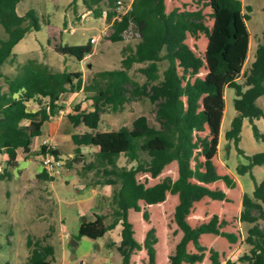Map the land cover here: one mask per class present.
<instances>
[{
  "label": "trees",
  "instance_id": "1",
  "mask_svg": "<svg viewBox=\"0 0 264 264\" xmlns=\"http://www.w3.org/2000/svg\"><path fill=\"white\" fill-rule=\"evenodd\" d=\"M78 1L73 0L71 5ZM104 1L115 6L116 0L86 3L89 8L96 5L93 12L100 17ZM21 2L0 0V27L5 34V38L0 37V161L3 158L6 163L0 180L12 178L10 169L18 166L19 152L26 156L49 153L61 158L60 152L49 146L33 152L34 140L42 136L45 123L64 110L60 103L66 95L91 94L88 100L93 102L92 110L78 105L66 113L74 127L83 125L89 129L72 137L73 162H82V147L95 148L93 160L83 164L82 174L93 172L96 179L90 186L113 187L114 191L111 212L81 223L77 241L84 237L103 238L118 230L119 241L109 246L115 247L122 264H157V231L154 227L145 230L144 223H150L148 208L165 203L171 195L177 197L172 222L180 240L169 255V264H264V181L255 182L252 195L242 198L238 221L250 225L246 234L228 230L230 222L210 212L212 204L230 202L222 189L212 185L222 181L231 190L237 188L230 175L218 173L215 164L227 88L236 92L234 107L238 114L225 138L249 161L239 165L237 173H250L254 178L253 168L264 165V152L248 157L239 148L245 119L249 120L254 137L264 141V134L255 124L264 118V110L257 105V100L264 98V33L254 62L244 69L250 46L247 22L252 8L244 7L241 0H195L199 7L194 10L169 11L167 0H133L107 39L123 42L134 24L138 42L125 50L120 68L95 72L85 79L81 72L55 71L38 59L17 62L14 47L28 33L41 30L36 10L18 14ZM115 14L109 11L107 21L111 22ZM202 38L207 40L203 54L196 48ZM53 48L57 54L78 62L93 53L90 42L77 46L56 43ZM8 62L16 69L14 75L3 72ZM240 78L243 84L238 82ZM145 98L154 106L155 125L141 115L132 128L111 131L106 126L108 111L124 110L129 103ZM31 101L39 104L37 112L28 110ZM122 158L125 165L119 164ZM173 166L176 177L163 178ZM38 178L55 180L46 173ZM201 212L208 220L192 224L190 217ZM206 235L219 237L223 243L208 248L203 244ZM50 238L48 233L42 237L28 235L29 255L24 264H53L56 252ZM242 243L248 253L238 262L232 261L230 254ZM141 253H145V258H139Z\"/></svg>",
  "mask_w": 264,
  "mask_h": 264
},
{
  "label": "rangeland",
  "instance_id": "2",
  "mask_svg": "<svg viewBox=\"0 0 264 264\" xmlns=\"http://www.w3.org/2000/svg\"><path fill=\"white\" fill-rule=\"evenodd\" d=\"M87 3L90 0H86ZM86 1L79 0L76 5H71L73 0H22L18 5V13L25 15L29 10L34 9L38 12L40 19L41 30L39 32L32 31L26 35L24 40L19 45H51L50 50L44 49L42 52L32 54L28 57L20 56V62L25 63L29 58L38 59L41 62L48 64L55 71L81 72L85 79L90 78L93 73L101 71H110L120 68L121 61L124 58L125 50L130 46H134L139 40V34L136 26L133 24L125 33V40L119 43H112L108 39H102L96 45H93V55L81 67L79 62L73 57H66L56 54L53 45L61 43L63 45L77 46L86 45L90 38L98 35L99 32L87 24L95 23L92 19L87 20V24L81 21L80 14L89 10L96 9V5H87ZM115 1V6L110 7L107 1L101 3L102 16L98 17L95 14L94 19L106 17L109 11H114L118 7ZM124 2V8H127V0ZM169 10L178 8L180 10H194L197 6L195 0H167ZM245 6L252 8L249 13L250 19L247 22L248 31L250 33V46L248 59L244 69H247L255 60L256 50L262 41L264 33V0H244ZM210 13L209 8L206 9ZM209 24H211V18ZM49 21L50 25H45L44 21ZM99 22V21H98ZM101 27L106 24L99 23ZM53 33V34H52ZM0 37L5 38L3 28L0 27ZM50 40V42H48ZM205 38L198 42L197 50L203 54L205 51ZM24 43V44H22ZM190 45L194 46V42L190 40ZM19 61V60H18ZM91 64V68L89 65ZM167 63L164 67H167ZM139 66H136V68ZM15 67L10 62L3 67V72L9 75L16 73ZM139 80L143 78L138 76ZM243 84V78L238 80ZM70 98V96L68 97ZM236 92L234 89L227 88L225 90V113L221 127L219 156L216 162L217 170L221 175L230 174L238 183L236 189H228L222 182L216 187L226 191L230 202L222 204H212L210 206L211 213H216L222 218L230 222L228 230L238 231L246 234L250 225L239 223L238 218L242 210V198L245 194L252 195L255 188V182L261 183L264 181V165L256 166L250 173L239 175L237 167L239 165H247L249 161L243 155L238 154L235 144L225 138L226 132L231 128L233 119L237 116V111L234 107ZM80 105L83 108L90 109L91 102L85 99V94L77 96L70 106L68 111L75 106ZM257 105L264 110V98L257 100ZM154 106L148 99H143L138 102H131L126 105L124 110L118 112L108 111L109 121L106 126L111 131H118L123 127L132 128L133 122L141 115L148 117L151 125H155V117L153 114ZM67 112V111H66ZM260 133L264 134V118L255 121ZM58 147L63 155L62 159L67 161L74 153L75 146L70 140H63L58 143ZM239 148L242 149L246 156L250 157L254 154L264 152V141L257 140L254 137L252 126L249 120L245 119L241 132V141ZM95 153L89 152L88 155L94 156ZM26 161L23 156H19V163L22 165ZM120 165H125V159H120ZM36 167L35 163H31ZM74 175L80 176L81 172L76 168H68ZM83 171V170H82ZM12 173L11 179L0 180V264H24L29 255L27 249V236L33 235L42 237L44 234H51L50 243L56 248V261L53 264H122V258L115 247H110L111 242L119 241V231L110 232L103 238L86 239L82 244L77 241L79 228L83 222V218L93 220V215L84 212L80 194L87 198L91 194V188H84L80 191L74 185L67 186L64 184V178L59 176L54 181L58 200L56 205L50 200L39 199V187L31 186V189L23 194L21 184L24 179L19 178L16 168L10 169ZM174 168L170 167L163 176H172ZM84 183H91L96 178L94 173L82 174ZM156 181H152L155 183ZM97 188V187H93ZM99 213L106 215L111 212L110 200L113 195V187H100ZM10 192V194H9ZM177 203V197L169 195L166 202L160 205L151 206L148 208L150 213V223H144V229L154 227L157 231L159 242L157 245V264H169V255L173 252L176 244L180 240V234L176 232V227L173 224V212ZM191 223L197 225L208 220L204 213L192 216ZM108 222V220H107ZM53 227V232L50 231ZM67 235L70 237L65 242V250L69 255L65 258L62 254V247L56 242L57 235ZM71 239L78 242L79 246L73 247ZM218 243H223V240L208 236L204 238L203 244L212 248ZM248 253V247L243 243L240 244L231 254L230 259L238 262L244 254ZM85 254V256H83ZM87 254V255H86ZM76 256V258H75ZM140 259L145 258V253L140 254ZM140 264V263H138ZM244 264V263H238Z\"/></svg>",
  "mask_w": 264,
  "mask_h": 264
},
{
  "label": "crops",
  "instance_id": "3",
  "mask_svg": "<svg viewBox=\"0 0 264 264\" xmlns=\"http://www.w3.org/2000/svg\"><path fill=\"white\" fill-rule=\"evenodd\" d=\"M126 2L129 4V3H132V0H127ZM241 2L243 3V6L245 7L244 0H241ZM167 6H168V2H167ZM17 9H18V7H17ZM173 9H171V10H173ZM168 10H169V7H168ZM171 10H169V11H171ZM83 14L84 13H81L79 17H81V15H83ZM106 18H107V16H106ZM99 19H100L99 22L96 21L95 23H89V24H87V21H85L84 24L89 25L91 27V29H93V30L95 29L96 31L99 32L100 29H103L104 28V26L101 27L99 25V23H104V24H106V26H107L108 23L109 24L111 23V22L107 21L105 19V17L99 18ZM48 25H50V24H48ZM95 36L96 35H94L92 37H95ZM23 40L24 39H22L14 47V49H13V53H14V55H16V60H17L18 63H21L20 62V58H19L20 56H22V57H28V56H30L32 54L40 53L44 49L50 50V48H51V45H47V47H45V46H41L40 47L38 45L31 46V45H26L24 43H22L24 45H19ZM49 41L50 40H48V42ZM204 45H205V49H206V47H207V40H205ZM93 53L91 55H88L83 62H79V64H80L81 67L86 63V61L89 58L92 57ZM29 59H31V58H29ZM42 63H44V62H42ZM44 64H46V63H44ZM87 64L88 65H91L89 63H87ZM46 65H48V64H46ZM82 94H83V92L76 93V94H68V95H66L62 99L60 105L62 107H64V110H61L55 117H52L48 122L45 123L44 128H43V134H42V136L34 140L33 147H32V151L33 152L40 151V149L43 146V144L45 142H47V145L49 147H52V148H54V149H56L57 151L60 152L61 158H62L63 155H62V153H61V151H60V149L58 147V143H60L63 140H70L72 142V137L74 135L83 134V133L89 131V129L86 128L83 125H80L78 127H74V125L66 117V113L69 112L68 111V107L70 106V104L72 103V101L77 96H79V95L81 96ZM69 96H70V98H68ZM90 96H91V94H85V99L88 100V97H90ZM88 101L91 102V105L93 104V102L91 100H88ZM134 102H137V101H134ZM45 104H47V102ZM225 108H226V105H225ZM39 109H40V106H39V104L36 101H31L30 103H28V110L29 111H31V112H37ZM82 109H86V108H83L82 107ZM87 110H92V107L90 109H87ZM220 136H221V133H220ZM219 148H220V143H219ZM96 151L97 150L95 148L82 147L81 148V157H80L82 159V162L81 163H78V164H75L73 162L74 161V158H75V153H73L72 155H70L71 158L68 159L69 160V164H67L62 169V171H61L62 173L60 175V176H62V178H64V184L67 185L68 187L71 186V185H74L80 191L84 190V188H88V187L91 188V194L87 198H84V196L82 194H80L81 199L79 200V203L82 204V206L84 208V210H83L84 212H82V213H88V214L93 215V220L95 219V215H99V216L101 215L99 213V209H98V207H99V200L101 198H104V197L103 196L100 197V190H101L100 187L93 188L92 186H90V183L88 184V183H84L83 182L82 177L84 175H82V170H83V164L84 163H89V162H91L93 160L91 158V156L88 155V153L89 152L95 153ZM20 155H22L23 156V159L26 161L22 165H20V163H19V156ZM218 156H219V151H218V155H217V157L215 159V164L217 162ZM1 159H2L1 161L6 165L5 160L3 158H1ZM40 162H41V156H37V155L26 156L23 153L19 152V155H18V166L16 167V169L18 171L19 178L24 179V183L21 184V185H23L22 186L23 194H25L28 190H30L31 189V186H36L37 185L39 187V190H38L39 199L47 200L48 202L51 200L54 203V205H56L55 203L58 200V194L56 192V187L54 185V183H55L54 181L56 180V178H55V180L53 182L41 181L38 178L39 175H41L43 173ZM31 163H35L36 164V167H33L31 165ZM72 167L78 169L79 170V173L81 172L80 176L74 175L72 172H70L69 170H67L68 168H72ZM173 168H174V172H173L172 177L175 178L176 177V167L173 166ZM216 168H217V166H216ZM11 175H12V173H11ZM226 175H230V174H226ZM220 182H222V181H219V182L215 183L211 187L212 188H218V187H216V185L218 183H220ZM237 186H238V183H237ZM223 191L226 193L225 190H223ZM9 194H10V192H9ZM227 197H228V195H227ZM87 221H88V219H87ZM190 221H191V219H190ZM56 235H57L56 242L59 243L60 246L62 247V254L66 258L69 255V253L65 250V242L68 239H70V237H68L67 235H65V236L64 235H58L57 233H56ZM208 236H211V235L204 236L203 237V240H204V238H206ZM212 237H214V236H212ZM215 238H217V240L220 239L219 237H215ZM86 239H89V238H86V237L81 238L79 240V243L82 244L83 242H85ZM78 246H79V244H78ZM54 247H55V245H54ZM55 252H56V248H55ZM56 254H57V252H56ZM83 256H85V254ZM75 258H76V256H75ZM67 263H68L67 261L64 262V264H67ZM82 264H85V261H82Z\"/></svg>",
  "mask_w": 264,
  "mask_h": 264
},
{
  "label": "built area",
  "instance_id": "4",
  "mask_svg": "<svg viewBox=\"0 0 264 264\" xmlns=\"http://www.w3.org/2000/svg\"><path fill=\"white\" fill-rule=\"evenodd\" d=\"M132 2H133V0H132ZM116 4L118 5V7L116 9H114V11L116 13L114 18L112 19L110 24L108 23L107 26H105L103 29L99 30V34L97 36L92 37L90 39L89 42L92 45L97 44L102 39L109 38L114 32V28H113L114 23L116 21L120 20L121 16L125 15L129 11V9L132 5V3H129V4L127 3V5H128L127 8H124V2L121 0H118L116 2ZM93 15H94L93 10L87 11L83 15H81V21L84 23L85 21H87L89 19H91V20L93 19L95 22L100 20L98 18L94 19ZM105 19L107 20L106 17H105ZM43 146H48L47 142H45L43 144ZM40 164H41V168H42L43 173H46L49 177L57 178L61 175L62 169L67 164H69V160L65 161L62 158L57 159L48 153L44 156H41ZM5 169H6V165L2 161H0V175H2L5 172Z\"/></svg>",
  "mask_w": 264,
  "mask_h": 264
},
{
  "label": "water",
  "instance_id": "5",
  "mask_svg": "<svg viewBox=\"0 0 264 264\" xmlns=\"http://www.w3.org/2000/svg\"><path fill=\"white\" fill-rule=\"evenodd\" d=\"M89 68H91V65H89ZM87 222V218H83V222L82 223H86ZM71 245L73 247H76L78 245V242H75L74 240H71Z\"/></svg>",
  "mask_w": 264,
  "mask_h": 264
}]
</instances>
